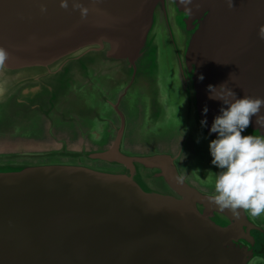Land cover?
I'll list each match as a JSON object with an SVG mask.
<instances>
[{"label":"water","instance_id":"95a60500","mask_svg":"<svg viewBox=\"0 0 264 264\" xmlns=\"http://www.w3.org/2000/svg\"><path fill=\"white\" fill-rule=\"evenodd\" d=\"M63 2L0 0V264H264L208 90L264 97V0Z\"/></svg>","mask_w":264,"mask_h":264},{"label":"clouds","instance_id":"9594fccd","mask_svg":"<svg viewBox=\"0 0 264 264\" xmlns=\"http://www.w3.org/2000/svg\"><path fill=\"white\" fill-rule=\"evenodd\" d=\"M191 2L181 0L185 5ZM228 3L229 7L233 6L232 0ZM61 6L67 8V3L62 0ZM86 13L87 9H82V14ZM259 35L264 38V28ZM7 55L0 48V67L5 66ZM208 90L210 99L221 100L227 105L221 107L210 128L211 133L217 134L209 143L211 163L220 171L214 173V194L209 199L217 208L228 210L235 218H239L242 211L258 217L264 214V135H242V132L249 127L253 116L257 117L256 123L264 127L261 125L264 97L245 95L237 98L228 81L219 86L208 85ZM207 110L205 107L204 112ZM201 124L206 126L207 120L203 119Z\"/></svg>","mask_w":264,"mask_h":264},{"label":"flooded vegetation","instance_id":"af4514ba","mask_svg":"<svg viewBox=\"0 0 264 264\" xmlns=\"http://www.w3.org/2000/svg\"><path fill=\"white\" fill-rule=\"evenodd\" d=\"M252 233L255 236V252L257 255L264 257V234L256 229L252 230Z\"/></svg>","mask_w":264,"mask_h":264}]
</instances>
